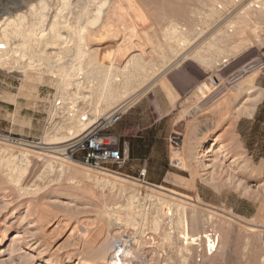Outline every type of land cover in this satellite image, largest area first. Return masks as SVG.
I'll return each instance as SVG.
<instances>
[{"label":"rangeland","instance_id":"rangeland-1","mask_svg":"<svg viewBox=\"0 0 264 264\" xmlns=\"http://www.w3.org/2000/svg\"><path fill=\"white\" fill-rule=\"evenodd\" d=\"M30 1L0 0V15L2 12V17L24 12L27 5L35 3V0ZM68 1L71 13L66 10L63 16L60 11L56 16L54 10L46 11V32L49 20L52 21L54 16L58 22H66L72 27L87 22L90 30L92 22H96L101 14L106 23L109 21L108 26L98 27L99 22L96 24L98 29L90 30L96 38L90 36L88 47L92 50L99 48V58L109 63L108 59L117 58L114 53L116 46L126 45L122 50L125 56L121 53L123 57L120 55L121 59L117 58L119 64L128 55L141 53L144 62H147V65L143 63L144 67L150 68V71L146 68L147 72H139V76L143 77L136 78L139 88L134 99L127 106L122 104L117 107L122 117L108 129L120 146L128 147V157L120 166L101 171L90 170L70 160L67 142L77 137H69L58 145V141L48 139L56 130L59 138L67 133L65 123L69 113L60 110L59 113L60 104L56 106L54 103L60 101V96H57L60 95L57 86L60 79L47 73L39 75L36 71H26L23 77L21 73L0 70V239L4 233L7 234L0 248V264H264V0H123L125 5H121V0L120 5L118 0ZM126 1H129L131 9L135 7L132 11L127 8ZM74 7L78 8L75 10ZM114 7L119 8V13H115ZM65 13L68 15L65 16ZM143 15L150 21L147 17L142 20ZM123 19L126 20L125 27L119 21ZM130 21L136 22L134 26ZM149 22L153 24L151 27ZM169 22L175 24L178 32L185 34L183 36L188 41L181 51L175 47V39H170L165 31ZM63 26L66 25L61 26V34L65 37L68 30ZM218 45L222 49L219 50ZM158 47L163 51L162 56ZM46 52L51 60H56L59 50L48 49ZM146 59H150L152 64ZM251 80L257 88L263 89L252 117L227 116L222 123L219 122L218 128L207 130L206 125L213 124L225 113L223 110L220 113L218 103L228 96L234 86ZM65 98L68 102L69 97ZM89 106L87 102H79L70 114L72 117L75 115L74 118L81 115L82 119V114L92 108ZM117 108L104 113L110 115ZM212 112L217 116L213 117ZM61 113L63 115H59ZM89 113H84L86 118H90ZM104 113H100L99 117L93 116L92 120L99 121L105 117ZM96 120L88 130L98 122ZM202 139L211 140L216 146L221 145L224 153L218 155L216 162L218 167L221 166L218 170L204 167L211 162L194 159ZM25 144L26 147L30 145L28 150ZM177 149L182 153L179 158L174 154ZM215 152L216 148L212 149V158L208 160L216 159ZM66 157L68 160H61ZM105 175L117 177L122 188H109V185L103 184ZM155 197L157 200L159 197L171 201L177 199L189 209H195L198 215L212 217V221L203 225L215 239L214 252L205 250V246L190 250V253L178 251L177 246L170 248L164 233L153 230L151 219L158 207ZM214 220L219 228L216 237L212 229ZM14 234L21 235V238L14 240L17 241L16 248L12 250L9 239ZM137 240L144 245L139 246Z\"/></svg>","mask_w":264,"mask_h":264},{"label":"bare ground","instance_id":"bare-ground-1","mask_svg":"<svg viewBox=\"0 0 264 264\" xmlns=\"http://www.w3.org/2000/svg\"><path fill=\"white\" fill-rule=\"evenodd\" d=\"M30 1V0H29ZM37 1V2H36ZM119 5H120V0H118ZM122 3L121 5H125L124 1L121 0ZM31 2V1H30ZM70 1L68 0H57V1H52V0H35V3L33 2L30 5H27L26 7V11L24 12H19L16 13L15 15L11 16H6V17H2L4 15V13L2 12L0 15V70H7L11 73L13 72H17V73H21L24 74L23 77H25V72L26 71H36L39 75L45 74L47 73L48 75L50 74L51 76L60 79V84L57 85L59 86V93L60 95H57L58 98L60 96V98L58 100H60L59 102H54L56 103V106L60 104L59 108L57 109L55 107V111H67V113H69L68 115V119H67V123H65L67 125V133L65 136L63 137H58V135L56 134L57 130L55 133H51L52 136L49 137L48 139L51 140V142L53 141H58L56 144H61L65 141L62 140H67L69 137L74 138L77 137L81 134H83V132H85L86 130H88V128L92 125V123H95L92 120L93 116L95 115H99L100 113H104L106 110L108 109H114L117 108L118 106L122 105L123 106H127L130 104V102L134 99L136 92L138 91L139 85H137L136 81H138L136 78L140 77L142 75L139 76V72L141 70H144L146 68H148L146 65L147 62H144L143 57L139 54H126V59H124V61L119 64V60L121 59L120 55L123 54L122 50L127 47L126 45H123L121 47H117V50H115V55H117V58H119V60L116 58V56L113 57L114 60H107L109 61V63H105L103 62L99 56H100V51L98 49H91L90 47H88V40H90V36L95 37L93 35H91L92 33H90V30H94L100 26H103L104 28H106L108 26V22L106 23V17L104 18L105 20H103V15L101 16V14L97 17L96 22H92V27L88 28L87 26V22H85V25L80 24V26L73 28L70 25H67L68 23L63 22V21H57L56 16H58V13H60V11H62V13L66 10H68L69 5H71V3H68ZM95 2V1H94ZM112 3V1H111ZM115 3L117 4V2L115 1ZM126 3H128L129 5V1ZM110 4V1H109ZM114 6V3H112ZM115 4V5H116ZM173 4V3H172ZM86 5V4H85ZM89 5H92V3ZM127 5V4H126ZM135 5V4H134ZM137 6H139L136 3ZM170 5V4H169ZM76 6V5H75ZM110 6V5H109ZM85 7V6H84ZM89 6H87L88 8ZM105 7V6H102ZM108 7V5H107ZM117 7V6H115ZM113 10L116 9L115 13L119 10V8H115ZM75 8V7H74ZM78 8V7H77ZM75 8V10L77 9ZM94 8V7H93ZM113 8V7H112ZM130 8L129 10L132 11V8ZM140 8L142 9V7L140 6ZM170 8V7H169ZM54 10V12H56V16H54L50 21L49 28L48 31L46 32L45 27V13H47L46 11H50V10ZM98 9V8H97ZM105 9V8H103ZM111 9V8H110ZM118 9V10H117ZM122 10V7L120 8ZM125 9V8H124ZM71 10V9H70ZM74 10V9H73ZM85 10V9H84ZM92 10V9H91ZM126 10V9H125ZM128 10V9H127ZM126 10V11H127ZM139 10V9H138ZM137 10V11H138ZM69 11V10H68ZM111 13V10H109ZM125 11V12H126ZM130 11V12H131ZM134 11V10H133ZM143 11V10H142ZM71 13V11H69ZM74 12V11H73ZM76 12V11H75ZM79 12V11H78ZM84 12V11H83ZM91 12V11H90ZM93 12V11H92ZM91 12V13H92ZM124 12V11H123ZM122 12V13H123ZM128 12V11H127ZM140 12V11H139ZM212 12V11H211ZM53 13V12H52ZM77 13V12H76ZM86 13V12H85ZM94 13V12H93ZM98 13V12H97ZM109 13V12H108ZM107 13V15H109ZM114 13V14H115ZM119 13V11H118ZM134 13V12H133ZM10 14V13H9ZM55 14V13H54ZM53 14V15H54ZM81 14H82V10H81ZM90 14V13H88ZM112 14V15H114ZM121 14V13H120ZM129 14V13H127ZM141 14H143L141 12ZM52 15V16H53ZM68 15L65 13V16ZM74 15H79V14H75ZM94 15V14H93ZM111 15V14H110ZM124 15V14H123ZM137 16V14H135ZM135 15L133 17H135ZM139 15V14H138ZM174 15V14H173ZM177 15V14H176ZM64 16V13H63ZM72 16V14H71ZM83 16V14H82ZM87 16V14H86ZM91 16V15H90ZM117 16H121V15H117ZM116 16V17H117ZM126 16V15H125ZM124 16V17H125ZM130 16V14H129ZM208 16V15H207ZM61 17V15L59 16V18ZM70 17V16H69ZM78 17V16H77ZM80 17V15H79ZM95 17V16H94ZM113 17V16H112ZM114 17V18H116ZM128 17V15H127ZM147 16H145L146 18ZM174 17V16H173ZM71 18V17H70ZM75 18V17H74ZM96 18V17H95ZM109 18V17H108ZM107 18V20H108ZM113 18V19H114ZM123 18V16H122ZM129 18V17H128ZM138 19V17H135V19ZM141 18V17H140ZM139 18V20H140ZM144 15H143V19ZM148 18V17H147ZM72 19V18H71ZM76 19V18H75ZM85 19V18H84ZM88 19V17H87ZM102 19V20H101ZM112 20V22H114ZM117 20L119 18H116ZM126 19V17H125ZM125 19L123 20H119L121 21V26L125 27ZM170 19V18H169ZM110 20V19H109ZM131 20V19H130ZM134 20V18L132 19ZM149 20V18L147 19ZM147 20H145L147 22ZM167 20V19H166ZM172 20V18H171ZM68 21V20H67ZM71 21V20H70ZM73 21V20H72ZM76 21V20H75ZM78 21V20H77ZM84 20H82L81 22H83ZM86 21V20H85ZM116 21V20H115ZM117 21V22H119ZM138 23L139 21L136 20ZM150 21V20H149ZM80 22V21H79ZM78 22V24H79ZM177 22V21H176ZM175 22V23H176ZM77 23V22H76ZM98 23V24H97ZM134 24L136 23L135 21H130V24ZM137 23V24H138ZM141 23H143L141 21ZM145 23V22H144ZM143 23V24H144ZM164 23V22H163ZM71 24V23H70ZM97 24V25H96ZM112 24V23H111ZM114 24H116L114 22ZM113 24V25H114ZM129 24V25H130ZM150 24V22H149ZM148 24V25H149ZM230 24V23H229ZM62 25H66L63 26V28H67V34L66 36H62L61 34V26ZM77 25V24H76ZM91 25V24H90ZM128 25V23L126 24ZM139 25V24H138ZM146 25V24H145ZM150 24L149 26L151 27ZM227 25V24H226ZM142 26V25H141ZM164 26V25H163ZM90 27V26H89ZM117 27V26H116ZM130 27V26H129ZM232 27V26H231ZM118 28V27H117ZM128 28V27H127ZM126 28V29H127ZM217 28V27H216ZM233 28V27H232ZM38 31H37V30ZM98 29V28H97ZM113 28H111L110 30L112 31ZM224 29V28H223ZM231 29V28H230ZM109 30V31H110ZM120 30V27H119ZM118 32H121L119 31ZM180 30V29H179ZM185 30V29H184ZM203 30V29H202ZM107 31V30H106ZM110 31V32H111ZM130 31V28H129ZM164 31V30H163ZM165 31L168 33V36L170 37V39H175L177 45H175V47L179 49V51H181L184 46L183 44L187 41L183 35L182 32H178L176 25L173 24L172 22H169L167 25V30L165 29ZM198 31V30H197ZM196 31V32H197ZM220 31V30H219ZM98 32V31H97ZM101 32V31H100ZM113 32V31H112ZM117 32V30H116ZM191 32V31H190ZM190 32H186V33H190ZM202 32V31H201ZM230 32V31H229ZM228 32V34H229ZM102 33V32H101ZM225 33V32H224ZM96 34V33H95ZM107 34V33H106ZM111 34V33H110ZM109 34V35H110ZM115 37H116V33ZM99 35V34H98ZM103 35V33H102ZM108 35V34H107ZM127 35V34H126ZM163 35H165V33H163ZM215 35V34H214ZM213 35V36H214ZM227 35V34H226ZM128 36V35H127ZM130 36V35H129ZM167 36V35H166ZM191 36V35H189ZM188 36V37H189ZM201 36V35H200ZM203 36V34H202ZM103 37V36H102ZM120 37V36H119ZM122 37V36H121ZM192 37V36H191ZM189 37V39L191 38ZM226 37V36H225ZM96 38V37H95ZM111 38V37H110ZM166 38V37H165ZM187 38V37H186ZM102 39V38H101ZM124 39V38H123ZM123 39H119L122 40ZM168 39V38H167ZM92 40V39H91ZM114 40V39H113ZM129 40V38H128ZM192 40V39H191ZM190 40V41H191ZM209 40V39H208ZM213 40V39H212ZM222 40H225L222 39ZM127 41V40H126ZM164 41V40H163ZM166 41V40H165ZM169 41V39L167 40ZM189 41V43H190ZM65 42V43H64ZM114 42V41H113ZM118 42V41H117ZM116 42V43H117ZM131 42V41H130ZM151 42V41H150ZM154 42V41H153ZM152 42V43H153ZM188 42V41H187ZM207 42V41H206ZM224 42V41H221ZM18 43V44H16ZM103 43V42H102ZM122 42L119 43V45H121ZM133 43V42H132ZM141 43V42H140ZM139 43V45H141ZM162 43V42H161ZM159 43V44H161ZM213 43V42H212ZM214 43H216L214 41ZM213 43V44H214ZM227 43V42H226ZM72 45V49L70 48V46ZM97 44V43H96ZM114 44V43H113ZM127 44H129L127 42ZM137 44V43H136ZM168 44V42H167ZM172 44V42H171ZM170 44V45H171ZM174 44V43H173ZM207 44V43H205ZM64 45V46H63ZM66 45V46H65ZM70 45V46H69ZM74 45V46H73ZM91 45V44H89ZM107 45V44H106ZM132 45V44H131ZM134 45V44H133ZM139 45L137 47H139ZM156 45V44H154ZM186 45H190V44H186ZM217 45V44H216ZM220 45V44H219ZM218 45V47H219ZM222 45V43H221ZM220 45V46H221ZM225 45V42H224ZM223 45V47H224ZM130 46V45H128ZM151 46V43H150ZM161 46V45H160ZM169 46V44H168ZM205 46V45H203ZM212 47V45H210ZM93 47V46H92ZM115 47V45H114ZM115 47V48H116ZM141 47V46H140ZM139 47V48H140ZM145 47V46H144ZM153 47V46H152ZM165 47V45H164ZM170 47V46H169ZM202 47V46H201ZM207 47V46H206ZM210 47V48H211ZM214 47V46H213ZM217 47V48H218ZM70 48V49H69ZM173 48V47H171ZM48 49H55V50H59L58 54H57V59H53L55 61H52L50 56H48L46 50ZM132 49V46H131ZM153 49V48H151ZM188 50V48H186ZM205 49V48H204ZM208 49V48H207ZM222 49V47H219V50ZM227 49V48H226ZM225 49V50H226ZM126 50V49H125ZM124 50V51H125ZM135 50V49H134ZM133 50V51H134ZM140 50V49H139ZM156 50V49H155ZM159 50V47H158ZM163 50V49H162ZM168 49H166L167 52ZM203 50V49H202ZM210 50V49H209ZM214 51V49H212ZM224 50V49H223ZM54 51V50H53ZM141 51V50H140ZM153 51V50H152ZM232 51V50H231ZM55 52V51H54ZM126 52V51H125ZM130 52V51H129ZM132 52V50H131ZM159 52H161L159 50ZM163 52V51H162ZM161 52V56L163 55ZM173 52V51H171ZM185 52V51H184ZM211 51L207 52L210 53ZM215 52V51H214ZM222 52V51H221ZM224 52V51H223ZM226 52V51H225ZM51 53V52H50ZM122 53V54H121ZM150 53V52H149ZM148 53V54H149ZM155 53V52H154ZM157 53V51H156ZM180 53V52H179ZM198 53V52H197ZM52 54V53H51ZM111 54V53H110ZM146 54V53H145ZM173 54V53H172ZM187 54V53H186ZM217 54V53H215ZM233 54V53H232ZM124 55V54H123ZM122 55V57H123ZM147 55V54H146ZM170 55V54H169ZM181 55V54H180ZM183 55V54H182ZM185 55V54H184ZM202 55V54H201ZM219 55V54H218ZM125 56V55H124ZM149 56V55H148ZM152 56V55H151ZM176 58V55H174ZM192 56V55H191ZM197 56V55H196ZM200 56V54H199ZM207 56H210L207 55ZM225 56V55H224ZM27 57V58H26ZM146 57V56H144ZM169 57V56H168ZM172 57V55H171ZM178 57V56H177ZM189 57V56H188ZM202 57V56H201ZM204 57V56H203ZM212 57V56H211ZM222 57V56H221ZM226 57V56H225ZM147 58V57H146ZM165 58V57H164ZM183 58V57H182ZM193 58V57H192ZM198 58V57H197ZM208 58V57H207ZM112 59V58H111ZM179 59V58H178ZM181 59V58H180ZM201 59V58H200ZM199 59V60H200ZM148 59H146L147 61ZM150 60V59H149ZM148 60V61H149ZM175 60V59H174ZM202 60V59H201ZM204 60V59H203ZM207 60V59H206ZM205 60V61H206ZM114 61V62H113ZM169 61V60H168ZM178 61V60H177ZM150 62V61H149ZM152 62V61H151ZM150 62V63H151ZM170 62H171V58H170ZM181 62V61H179ZM204 62V61H203ZM207 62V61H206ZM213 62V61H212ZM146 65V68L144 67V64ZM160 63V62H159ZM162 63V62H161ZM160 63V64H161ZM168 63V62H167ZM223 63H227V60H223ZM152 64V63H151ZM164 64V63H162ZM166 65V64H165ZM164 65V66H165ZM168 65V64H167ZM178 65V64H177ZM208 65V64H207ZM206 65V66H207ZM215 65V64H213ZM19 66V67H18ZM149 66V65H148ZM163 66V67H164ZM211 66V65H210ZM209 66V67H210ZM227 66V65H226ZM153 67V65H152ZM168 67V66H167ZM162 68V67H161ZM165 68V67H164ZM170 68V67H169ZM221 68V67H220ZM150 68H148L149 70ZM19 70H22V72H20ZM148 70H144V72H147ZM159 70V69H157ZM165 70V69H163ZM150 71V70H149ZM153 71V70H152ZM155 71V69H154ZM168 71V69L166 70ZM215 71V70H214ZM158 75H160V71H158ZM166 73V72H165ZM154 74V73H153ZM156 74V72H155ZM19 75V74H18ZM151 75V74H150ZM163 75V74H161ZM147 76V75H146ZM157 76V74L155 75ZM22 77V76H21ZM143 77V76H142ZM149 76H147V79ZM161 76H159L160 78ZM139 78V79H140ZM152 80V78H151ZM157 80V79H156ZM145 80H143L144 83ZM155 81V80H154ZM58 83V82H57ZM139 83V81H138ZM140 83H142V80H140ZM146 83V82H145ZM56 86V87H57ZM141 86V84H140ZM145 86V85H144ZM143 87V86H142ZM58 88V87H57ZM56 88V89H57ZM141 88V87H140ZM230 91V90H229ZM263 94V89H259L255 86L254 81L251 80L249 81L247 84H238L236 86H234L231 91L229 92L228 96L223 99V101L219 104L218 103V109L220 111V113H223V111H225V113L218 117L217 121L213 122V124H208L206 125L207 130H212L215 128H218V125L220 123H222L227 116L231 117V118H240V117H252L257 104L259 103L261 97ZM56 96V95H55ZM69 97L68 102L66 101L65 97ZM214 97V96H212ZM223 98V97H222ZM56 99V98H55ZM222 100V99H220ZM54 101V100H53ZM70 101V102H69ZM79 102H87L89 103V105L92 107L90 108V118H86L87 114L86 112L81 110H78L77 112H81V113H85L86 115H84V113L82 114V116H84V118L81 119V115L79 116L80 119L74 118L75 115L70 114L73 110H75V108H77V103L79 104ZM219 102V101H217ZM216 102V104H217ZM119 103V104H117ZM55 105V104H54ZM71 105V106H70ZM86 105V103H85ZM88 105V104H87ZM86 105V106H87ZM116 105V106H113ZM89 106V107H90ZM54 107V106H53ZM80 107V106H78ZM88 107V108H89ZM214 107V105H213ZM213 107H211V109H213ZM86 108V107H85ZM83 107V109H85ZM216 108V106H215ZM214 108V109H215ZM57 109V110H56ZM118 109V108H117ZM210 109V110H211ZM215 109V110H218ZM54 110V109H53ZM87 110V109H85ZM214 110V111H215ZM223 110V111H222ZM59 111V113H60ZM110 111V113H111ZM222 111V112H221ZM54 111H52L53 114ZM57 113V112H56ZM64 113V112H63ZM63 113L59 114V115H63ZM67 113H65V115H67ZM108 113V112H107ZM214 113V112H212ZM217 113V111H216ZM219 113V114H220ZM51 114V115H52ZM58 114V113H57ZM73 114V113H72ZM75 114V113H74ZM77 114V113H76ZM80 114V113H79ZM78 114V115H79ZM211 114V113H209ZM218 114V115H219ZM59 115H57L58 117H60ZM207 115V113H206ZM216 115L214 114H211ZM221 115V114H220ZM86 116V117H85ZM101 116V115H100ZM104 116L105 113H104ZM217 116V115H216ZM57 117V118H58ZM67 117V116H66ZM99 117V116H98ZM208 117V116H207ZM214 117V116H213ZM228 117V118H229ZM52 118V117H51ZM97 118V117H96ZM211 118V117H210ZM207 118V119H210ZM216 118V117H215ZM60 119H64V118H60ZM59 119V121L61 122V120ZM101 119V118H100ZM213 119V118H212ZM56 120V119H55ZM65 120V119H64ZM69 121V122H68ZM98 120H96L97 122ZM204 121V120H203ZM209 121V120H208ZM54 122V121H53ZM63 122V121H62ZM205 122V121H204ZM212 122V121H211ZM220 122V123H219ZM207 123V122H206ZM205 125V124H204ZM55 126V125H54ZM57 126L58 122H57ZM56 127V126H55ZM54 127V128H55ZM204 127V126H203ZM53 128V127H52ZM53 128V129H54ZM58 128V127H57ZM60 128V127H59ZM61 129V128H60ZM206 130V131H207ZM53 131V130H52ZM216 131V130H215ZM65 132V130H64ZM213 132V131H212ZM202 133V132H201ZM210 133V132H208ZM61 134V133H60ZM63 134V133H62ZM45 136H48L47 134ZM193 137V136H192ZM204 137V136H202ZM47 137H45L46 139ZM200 138V137H199ZM206 138V137H205ZM220 138V137H219ZM70 139V138H69ZM47 140V139H46ZM73 140V139H72ZM45 141V140H44ZM199 141V140H198ZM219 141V140H218ZM47 142V141H46ZM67 142V141H66ZM217 142V140H216ZM55 144V145H56ZM183 143H181L182 145ZM188 144V143H187ZM186 144V145H187ZM198 144V143H197ZM21 145V144H20ZM51 145V144H50ZM54 145V146H55ZM194 145V144H193ZM26 147V144L24 145ZM184 146V145H183ZM182 146V147H183ZM191 146V145H190ZM30 148V145L27 146ZM26 147V149H27ZM59 147V146H57ZM31 148H33L31 146ZM37 148V147H36ZM50 148V147H49ZM56 148V147H55ZM63 148V147H62ZM189 148V147H188ZM192 148V146H191ZM216 148V152L214 153L217 157L216 159L214 158L213 161L208 160L209 157L212 158V149ZM38 149V148H37ZM47 149V148H46ZM176 149V148H175ZM182 149V148H180ZM197 149V148H196ZM195 149V150H196ZM24 150V149H22ZM28 150V149H27ZM32 149H30L31 151ZM47 151V150H46ZM175 151V150H174ZM192 151V150H191ZM34 152V151H33ZM49 152V151H48ZM57 152V151H55ZM32 154V152H29ZM36 153H40V152H36ZM180 150L177 149L175 151V155L176 157H180ZM195 153V152H194ZM224 153V151H222V147L221 145H215L211 142V140H204L202 139L199 146H198V150L195 153V158L197 161L198 159H203V162H211L210 164H205L204 167L205 168H210V169H214V168H220L218 167V163L216 162L218 159V155ZM26 154V153H25ZM43 154V153H42ZM182 154V153H181ZM189 155V154H188ZM51 156V155H49ZM36 157V156H34ZM38 157V156H37ZM41 157V156H40ZM53 157V156H52ZM55 157V156H54ZM185 157V156H184ZM194 157V156H192ZM47 158L48 155H47ZM183 157H181L182 159ZM68 158H62L61 160H64ZM180 159V160H181ZM52 160V159H51ZM66 160V161H67ZM192 160V159H191ZM184 161V158H183ZM220 161H222L220 159ZM64 162V161H62ZM68 162V161H67ZM202 162V161H201ZM58 163V162H57ZM69 163V162H68ZM72 162H70L71 164ZM188 163V162H186ZM185 163V164H186ZM195 163V162H194ZM193 163V164H194ZM198 163V162H197ZM200 163V162H199ZM222 163V162H221ZM220 163V165H221ZM63 164V163H62ZM64 164H67L66 162ZM184 164V163H183ZM202 164V163H201ZM58 165V164H57ZM60 165V164H59ZM75 165V164H74ZM199 165V164H198ZM66 166V165H65ZM78 166V165H76ZM196 166V164L194 165ZM201 168H203V165L200 166ZM80 168V167H79ZM62 169V168H61ZM66 169V168H65ZM215 169V170H216ZM64 170V169H63ZM82 170V169H81ZM89 170V169H88ZM91 170V169H90ZM218 170V169H217ZM216 170V171H217ZM71 171V170H70ZM86 171V170H85ZM84 171V172H85ZM259 171V169H258ZM262 171V170H261ZM80 172V171H78ZM77 173V172H74ZM87 174V172H85ZM109 175V174H108ZM105 175L102 178V182L103 184L109 185L112 187L115 186H119L120 188H122V184L121 182L116 179L117 177H111ZM119 178V177H118ZM96 179V177H95ZM95 182V181H94ZM97 182V181H96ZM127 183V182H126ZM104 187V185H103ZM214 187V186H213ZM102 188V187H101ZM113 189V188H112ZM131 189V188H130ZM133 189V188H132ZM118 190V189H117ZM123 190V189H122ZM121 190V191H122ZM110 191V190H109ZM153 191V190H152ZM111 192V191H110ZM123 192V191H122ZM122 192H120L121 194H123ZM151 192V191H150ZM113 193V191H112ZM117 193V192H116ZM149 193V192H147ZM146 193V195H147ZM152 193V192H151ZM158 194V192H156ZM153 193V194H156ZM119 194V191H118ZM134 194V192H133ZM145 195V196H146ZM195 195V194H194ZM127 196H129L127 194ZM145 196H141L144 197ZM149 196V195H148ZM151 196V195H150ZM160 196V195H159ZM123 197V196H122ZM132 197V195H131ZM147 197V196H146ZM176 197V196H175ZM120 198V197H118ZM133 198V197H132ZM149 198V197H148ZM147 198V199H148ZM178 198V197H177ZM124 199V198H123ZM128 199L131 201V198L128 197ZM127 199V200H128ZM137 199V197H136ZM143 199V198H141ZM146 199V198H145ZM146 199V200H147ZM150 199V198H149ZM155 199L157 200V198L155 197ZM179 199V198H178ZM196 199V198H195ZM134 200V199H133ZM138 200V199H137ZM136 200V201H137ZM175 200V199H173ZM183 200V199H182ZM129 201V203H130ZM153 201V200H152ZM188 201V200H187ZM197 201V199H196ZM145 202V201H144ZM124 203V202H121ZM128 203V201H127ZM146 203V202H145ZM149 203L151 204V202L149 201ZM148 203V204H149ZM158 203V207H156V209L154 210V217H152L153 220L152 221V225H153V230L154 232L157 233H161L158 231H162L164 233V239L167 242V245L172 248L174 246H177V250L178 251H184L186 253H190V250H194L202 248L205 246V250L209 251V252H214L215 250V239L213 238V235L210 233V231H206L205 227L203 225V223H209L210 221H212V217L208 216H200L198 215V213L196 212L195 209L187 207V205L185 203H182V201H178L176 199V201H171L168 199H165L163 197H159L157 202ZM143 205V203H140ZM188 204V203H187ZM193 204V203H192ZM133 205V204H130ZM153 205V204H152ZM155 205V204H154ZM194 205V204H193ZM146 206V204H145ZM144 206V207H145ZM37 207V206H36ZM191 207V206H190ZM193 207V206H192ZM150 208V207H149ZM143 210V208H140ZM146 209V207H145ZM189 211V214L187 213ZM130 212V211H129ZM133 212V211H132ZM34 213V212H33ZM40 213V211H39ZM135 213V212H134ZM137 213V212H136ZM41 214V213H40ZM140 214V213H139ZM137 214V215H139ZM144 214V213H143ZM148 214H150L148 212ZM201 214V213H200ZM206 215V214H205ZM39 216V214H38ZM144 215H142L143 217ZM216 216V215H215ZM42 217V216H41ZM121 217V216H120ZM126 219V218H125ZM129 219V218H128ZM149 219V218H148ZM135 220V219H134ZM139 220V219H138ZM125 221V220H124ZM130 222H132L133 220L130 217ZM128 221V222H129ZM144 221V220H143ZM39 222V221H38ZM129 222V223H130ZM137 222V221H136ZM142 222V221H140ZM145 222V221H144ZM126 223V222H125ZM134 223V222H133ZM143 223V222H142ZM146 223V222H145ZM150 223V222H148ZM217 221L214 220V222H212V229L214 230V235L216 237L217 232H218V225L216 224ZM128 224V223H127ZM151 225V226H152ZM131 226V225H130ZM139 226V225H138ZM211 229V228H210ZM211 229V230H212ZM147 230V229H146ZM152 233V232H151ZM141 234V233H140ZM155 234V233H154ZM143 235V234H142ZM141 235V237H142ZM158 235V234H157ZM219 237V235H218ZM21 235L18 234H14L12 238H10L9 240H11V244H12V250H14L16 248V242L14 241L16 239H20ZM7 239V234H3L2 238L0 239V248L2 246V243ZM146 239V238H145ZM143 240V237H142ZM144 241V240H143ZM138 242V240L136 241ZM163 242V241H162ZM137 244L140 245H144V242H138ZM149 244V243H147ZM147 246V245H146ZM117 247V246H116ZM162 248V247H161ZM174 249V248H173ZM118 250V249H117ZM121 250V249H119ZM202 250V249H201ZM116 253V252H115ZM123 253V251H122ZM185 253V254H186ZM112 254V253H111ZM117 254V253H116ZM209 255H211V253H209ZM120 256V255H119ZM181 256V255H180ZM113 257V256H112ZM117 258V257H115ZM114 259V258H113ZM69 260V259H68ZM117 260V259H116ZM100 261V260H99ZM109 261V260H108ZM107 262V261H106ZM112 262V261H111ZM89 263V262H88ZM87 264V263H85ZM92 264V263H91ZM94 264V263H93Z\"/></svg>","mask_w":264,"mask_h":264},{"label":"built area","instance_id":"built-area-1","mask_svg":"<svg viewBox=\"0 0 264 264\" xmlns=\"http://www.w3.org/2000/svg\"><path fill=\"white\" fill-rule=\"evenodd\" d=\"M121 117L120 109H117L101 118L82 136L67 142L69 159L96 171L123 164L128 157V147L120 146L118 139L108 132Z\"/></svg>","mask_w":264,"mask_h":264},{"label":"trees","instance_id":"trees-1","mask_svg":"<svg viewBox=\"0 0 264 264\" xmlns=\"http://www.w3.org/2000/svg\"><path fill=\"white\" fill-rule=\"evenodd\" d=\"M258 113V112H257ZM257 115V114H256ZM255 120V119H254Z\"/></svg>","mask_w":264,"mask_h":264}]
</instances>
